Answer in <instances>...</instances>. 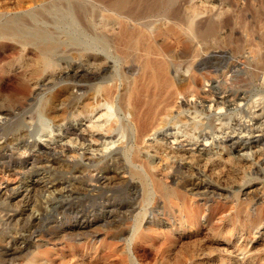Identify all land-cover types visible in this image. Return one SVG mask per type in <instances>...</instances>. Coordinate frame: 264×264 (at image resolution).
<instances>
[{"label": "rangeland", "instance_id": "obj_1", "mask_svg": "<svg viewBox=\"0 0 264 264\" xmlns=\"http://www.w3.org/2000/svg\"><path fill=\"white\" fill-rule=\"evenodd\" d=\"M38 1L0 0V28ZM56 1L119 17L149 37L130 60L119 30L107 33L108 53L95 51L105 62L100 81L89 80L74 45L33 76L35 49L0 34V264H264V0ZM43 19L52 16L27 17ZM148 45L171 82L157 100L164 122L142 142L132 134L103 154L95 141L102 133L91 137L76 115L104 101V89L116 108L130 90L118 117L134 129L133 110L141 114L151 92L137 69ZM39 100L52 107L45 116L53 141L31 137L27 118ZM193 107L203 111L195 118L202 127L189 141L179 130L189 128ZM207 112L213 133L203 125Z\"/></svg>", "mask_w": 264, "mask_h": 264}, {"label": "bare ground", "instance_id": "obj_2", "mask_svg": "<svg viewBox=\"0 0 264 264\" xmlns=\"http://www.w3.org/2000/svg\"><path fill=\"white\" fill-rule=\"evenodd\" d=\"M36 1H38V0H35V2ZM45 1L40 2L41 7L39 9L35 8L33 10L31 9L32 11H30V12L26 11V12H28L27 14H26V12H24L25 14L23 15V12L21 11L22 15L15 17V18H12L10 21L9 20L6 21V23H4V25H2V27L0 28V34L7 35L8 36L7 38L11 37L12 39H15V41H17L21 44H30L33 47V49H35L36 53L38 54V62L35 66H33L30 69V74L33 76L40 75L44 71L46 72L47 68L49 66H52V56L55 55V53L58 52V50L60 48H63L65 45H68V46L74 45V46H77L80 48V51L82 52V56H84L86 61H87V70L89 71V73L87 72L88 73L87 75H88L89 80L99 79L100 81H102L104 79L103 75H104V72L106 70L105 65H104L105 62H102V60H101L102 57L101 58L97 57V55L95 54V51H96V49H101L102 51L104 50V51H106V53H108V48L110 46V39L107 37V35H106L107 33H110L114 30H119V31H116L118 34V38L119 39L121 38L119 41L124 40V42L128 46L127 54H129V55L125 56V57H127L126 59L130 58V55H132L133 51L138 52L137 50H138L139 46H142V45H140L141 41H143L145 38L149 37L147 35V32H145L144 30L139 29L133 25H130V24L128 25V23L124 22L123 20H119V17H113L114 19H116L115 20L116 22H115V21L111 20L110 18L109 19L108 18H102V16H104V14H94V13L90 14L89 10H88L89 12H87V10H85L84 8H82L80 6H75L73 4L69 5L67 3H64V4H66V5H64L63 3L56 1V0H48L47 2H45ZM38 3H39V1H38ZM36 4H37V2H36ZM114 8H115V6H114ZM49 16H52V19L49 21H48V19H47V21L45 19H43V21L40 20L41 25H36L37 23L36 24L29 23L30 21L28 22V20H27V17H28L30 20H32V22L33 21L36 22L35 19L38 20V19H42L43 17H49ZM109 16H110V14H109ZM105 17H107V16L105 15ZM181 21L182 20H180V22ZM175 23L177 24V22H175ZM194 23H195L194 21L190 20L186 26L187 30H191V28H193ZM50 24H53L52 29H48V27H47ZM171 25L173 26L172 23H171ZM180 25H182V24H180ZM180 25H178L177 27L176 26H174V27L178 28ZM169 28H171V27H169ZM180 29L183 30L182 27H180ZM167 31H170V30H167ZM184 31H186L185 28H184L183 32ZM116 32H114V33H116ZM180 32H182V31H180ZM114 33L112 32L113 35H114ZM176 33L178 34L179 32H176ZM186 35H187V33H186ZM191 36L193 37V33ZM191 36H190V38H191ZM188 41L190 44V42L192 40L189 39ZM188 41H187V43H188ZM144 42H145V40H144ZM152 48H154V47H151L150 45L146 46L143 49V52L140 54V57H139L140 59L137 58L139 60V62L138 63L135 62V63H137V69L140 70L142 73L146 74V83H147L146 89H147V87H149L151 92L150 93L147 92L150 95L148 96V98L146 97L147 100H145V102L143 103L144 105H142L143 110L141 111V114H137L133 110V113H135L134 123L132 121V123L134 124V129H132L131 126L128 125V123H125L124 121H122V119H120L118 117V114H119L118 112L123 113L124 118H125V114L127 113V110L124 109V107H125L124 96L125 95L123 94V97L120 96L121 105L116 108L113 106V104H112L113 101L109 97V96H111V95H109L110 90H107V89H104V93H105L104 95H106V98H104V101L99 100L96 102V104L93 103L90 108L83 109L82 111L80 110V112L76 115V116H78V115L82 116V119L85 120V123H86L85 130L88 134H90L91 137H94V134L102 133V135H97V137H95V141H102V142L98 143L97 148L103 154L110 153L113 146H115L116 144H120L123 141H131L132 134H133V140L132 141H136V142L141 141L142 142L143 137L145 135L149 134L153 129H155L154 125L157 124L155 122L157 120L159 122L161 121L160 116H162V110H161L162 108L161 109L157 108L159 105V102H157V100H159V97L161 96L162 92L165 90V87L166 88L171 87V82L169 81L170 79L167 78L168 75L166 77L167 69H166L165 65L163 63H158V61H157L158 58L155 59V57L159 56V55L157 56L156 51H154V52H156V56L153 55L154 57L152 56L153 59L152 58L151 59L156 60L157 62L151 61L150 57L152 54H154V52L150 55V57H149V54H150ZM140 49H142V48H140ZM140 49H139V53H140ZM84 51H90V52L84 53ZM195 51H196V49H195ZM79 56H81V55H79ZM193 56H194V54H193ZM195 57H197V56H195ZM75 58H76V55H75ZM132 58H134V57H132ZM193 59H195V58H193ZM130 60H131V58H130ZM158 60L160 61V58ZM126 61L128 62V60H126ZM129 62H131V61H129ZM189 62H191V61H189ZM56 64H58V63L56 62ZM130 66H131V68H133V66H134L133 62L129 65V67ZM125 70L127 71V69H125ZM131 71H132V69H131ZM133 71H135V70H133ZM175 72H177V71H175ZM62 74H63V72H62ZM17 76H18V74H17ZM48 76L49 75H47V77ZM140 77H141V75H140ZM17 79H19V78H17ZM135 80H136V78H135ZM144 81L145 80H143V82ZM262 81H263L262 84H264L263 79H262ZM137 83H139V82H137ZM18 85H19V83H18ZM122 85H124L123 82H122ZM189 85H190V82H188L187 86H189ZM90 86H92V85L90 84ZM141 86H142V84H141ZM176 87H177V89H181V87H179V88H178V86H176ZM113 89H115V87ZM146 89L143 88L142 92H140V94L143 93V90H146ZM147 90L149 91V89H147ZM124 91L127 92V90H125V89H124ZM170 91L172 92V93H170V95L174 96L175 93L173 92V90L171 89ZM36 92L37 91L35 90L34 93H36ZM115 92L116 91L114 90V94H115ZM192 92H193V89H192ZM93 93L96 94L97 90L96 91L94 90ZM130 94H131V91L129 90L128 96H125V97H127L126 101H128V97ZM141 95H143V94H141ZM175 95H177V94H175ZM10 97H11V95H10ZM165 97L167 98V96H165ZM30 100H31V98H30ZM134 100H135V98H134ZM130 102H132V100ZM168 104H167V106H169ZM263 104H264V101H263ZM18 105H16V106H18ZM132 105L135 106L134 104H132ZM214 105H216V107L219 106L217 103H215ZM182 106L186 107L184 104H182ZM129 107H131V106H129ZM49 108H52V107H49V103H47L45 101L44 102L43 101L37 102L35 108L33 109V111L30 113V115L27 118L30 122V125H31V129H30L31 130V137L34 138L35 141H53V139L56 137L55 134L53 133V129L50 125V122H48L47 117L45 116V113L47 112V109H49ZM134 109L136 110V108H134ZM156 109H160L161 111L159 110L160 112H157L158 110H156ZM163 109H165V108H163ZM168 109H170V108H168ZM178 109H180V106H178ZM4 111H5L4 109H0L1 114H4ZM201 111L202 110H200L196 107H193V110L191 113L192 116L188 122L189 128L187 129V128L183 127L182 129L179 130V132L183 134V136L185 137L186 140L192 141L194 138H196L195 130L202 127V124H200L199 122H197L195 120V118L203 112V111L202 112ZM205 112H206V109H205ZM133 113H131V115H133ZM156 115H157V117H158V115H160V116L156 119ZM134 116H131L132 120H133ZM163 116H165V112L163 113ZM148 117H149V119H148ZM184 118L182 120H180L182 123L186 122V120ZM225 119L227 121H229L230 116L229 115L225 116ZM161 122H164V119ZM177 122H178V120H177ZM227 124L228 123H223L220 126V129H222V131L226 130L228 128ZM203 125L206 129H208L210 132L213 133L214 127L212 125V117L208 112H207V116H206V124H203ZM261 125L264 126V123ZM176 128L178 129L177 126H176ZM174 136H176V134H174ZM81 138L84 139V137H81ZM69 141H74V140L71 139ZM141 142H140V144H141ZM236 144H238V142ZM181 155H184V154H181ZM192 155H193V153H192ZM173 156H175V155H173ZM182 157H184V156H182ZM205 157H207V156H205ZM218 167H219V165H218ZM188 173H187V175H188ZM193 175H194V173H193ZM198 176H200V175H198ZM172 180H174V179H172ZM186 183L188 184V182H186ZM183 185H185V184H183ZM165 195H168V192H166ZM170 195H172V194H170ZM255 221H257V219Z\"/></svg>", "mask_w": 264, "mask_h": 264}]
</instances>
